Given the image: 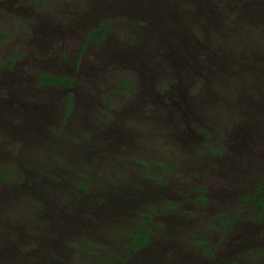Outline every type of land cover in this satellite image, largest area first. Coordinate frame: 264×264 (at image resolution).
<instances>
[{"label":"rangeland","instance_id":"374dc122","mask_svg":"<svg viewBox=\"0 0 264 264\" xmlns=\"http://www.w3.org/2000/svg\"><path fill=\"white\" fill-rule=\"evenodd\" d=\"M263 169L264 0H0V264H264Z\"/></svg>","mask_w":264,"mask_h":264},{"label":"trees","instance_id":"16d2710c","mask_svg":"<svg viewBox=\"0 0 264 264\" xmlns=\"http://www.w3.org/2000/svg\"><path fill=\"white\" fill-rule=\"evenodd\" d=\"M99 30H104L102 24L92 28L90 30V34ZM101 33H99V35H101ZM69 80L70 79H68L65 83L68 84ZM62 81L64 82V77H58V76L50 75L48 73L40 74V82L43 84L59 83ZM69 100H70V94L66 95L65 97L64 109L67 108ZM250 200L252 201L254 217L259 221H264V169L260 173L255 188L250 195ZM219 222L222 224L225 223L224 220H219ZM147 234H148V229L144 227V224L140 223L133 230V232L129 233V239L124 245L125 248L129 251H134L135 249L143 246L146 242Z\"/></svg>","mask_w":264,"mask_h":264},{"label":"flooded vegetation","instance_id":"af4514ba","mask_svg":"<svg viewBox=\"0 0 264 264\" xmlns=\"http://www.w3.org/2000/svg\"><path fill=\"white\" fill-rule=\"evenodd\" d=\"M54 76H57V75H54ZM58 77H64V82L62 81V82H59V83H53V84H61V85L66 86V87L70 85V83H71V77H66V76H64V75H58ZM68 79H70V80H69V83L66 84L65 82H66ZM51 84H52V83H50V84H45V85H51Z\"/></svg>","mask_w":264,"mask_h":264}]
</instances>
